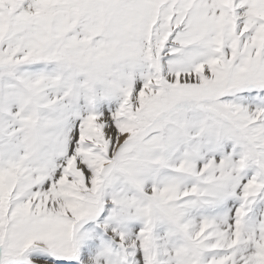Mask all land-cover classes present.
Masks as SVG:
<instances>
[{
  "label": "snow or ice",
  "instance_id": "snow-or-ice-1",
  "mask_svg": "<svg viewBox=\"0 0 264 264\" xmlns=\"http://www.w3.org/2000/svg\"><path fill=\"white\" fill-rule=\"evenodd\" d=\"M0 264H264V0H0Z\"/></svg>",
  "mask_w": 264,
  "mask_h": 264
}]
</instances>
